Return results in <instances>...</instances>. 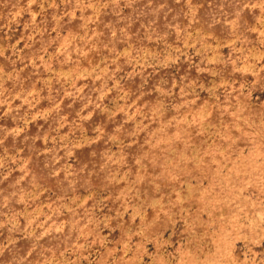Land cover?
Wrapping results in <instances>:
<instances>
[{
  "label": "rangeland",
  "instance_id": "374dc122",
  "mask_svg": "<svg viewBox=\"0 0 264 264\" xmlns=\"http://www.w3.org/2000/svg\"><path fill=\"white\" fill-rule=\"evenodd\" d=\"M0 264H264V0H0Z\"/></svg>",
  "mask_w": 264,
  "mask_h": 264
}]
</instances>
